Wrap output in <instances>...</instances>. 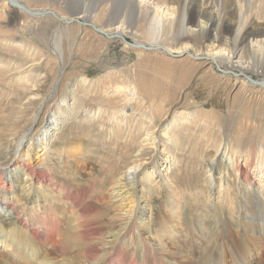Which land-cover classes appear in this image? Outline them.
<instances>
[{
	"label": "bare ground",
	"instance_id": "6f19581e",
	"mask_svg": "<svg viewBox=\"0 0 264 264\" xmlns=\"http://www.w3.org/2000/svg\"><path fill=\"white\" fill-rule=\"evenodd\" d=\"M187 170L221 242L181 218ZM263 238L264 0H0V264H248Z\"/></svg>",
	"mask_w": 264,
	"mask_h": 264
},
{
	"label": "rangeland",
	"instance_id": "374dc122",
	"mask_svg": "<svg viewBox=\"0 0 264 264\" xmlns=\"http://www.w3.org/2000/svg\"><path fill=\"white\" fill-rule=\"evenodd\" d=\"M129 40V39H128ZM158 43V42H157ZM160 44V43H159ZM165 45V44H164ZM167 56H169V57H172V58H176V59H179V58H177V57H180V56H177V55H175V56H172L171 54H169V55H167ZM86 70L89 72V73H96L97 72V69L93 66V65H89V66H87V68H86ZM249 74H252V77L254 78V79H256V78H258L259 76L257 75V74H253V73H249ZM203 77H201V76H198L197 77V79H196V81H195V83H194V85H193V88L191 89V90H194V89H199V88H201V86H204V85H207L208 83H207V78L206 79H202ZM199 80V81H198ZM198 81V82H197ZM202 96H204V97H208L209 95L207 94L206 96L205 95H202ZM201 97V96H200ZM14 146V145H13ZM11 152V151H10ZM3 156L1 157V159L3 160ZM185 175V176H184ZM184 179V180H183ZM199 181V180H198ZM198 181H197V179L195 178V175H194V172H193V170L192 171H190V170H187L186 172H184V174H183V176H182V178L180 179V184L181 185H179L178 184V188H182V191H181V193L183 194V195H187L185 198H186V200L188 201V205H185L184 206V208H186L185 209V211H183L182 212V217L181 218H185V220H186V223H187V225H191L192 226V224H193V221H198V220H200V222L201 223H204V228H208V229H210V231H213V234L216 236V237H218V239L220 240V242L222 241V227H223V225H225V219H224V217H220V219H217V217H215L214 216V214L213 213H211V212H208V214H207V217L205 216L204 218H203V215H202V213L204 212V213H206L205 211H203V210H201L200 209V205H199V202H201V203H203V200L204 199H202L201 198V196L203 195V193H201V191H200V188L198 187ZM187 182V183H186ZM189 182V183H188ZM66 184H68V183H66ZM187 184H189V185H187ZM198 187V188H197ZM195 198H198V200L197 201H194V199ZM174 199V198H173ZM191 199V200H190ZM161 202V200H158V201H154V202H151V203H154V209H156L154 212L155 213H157V211H159L160 210V212L162 211V210H164V213L162 212V214H163V216H165L166 215V211H165V209L163 208V206L160 204H158V203H160ZM194 202H197V204L196 203H194ZM215 202V201H214ZM158 205V206H157ZM192 205H194V207L192 206ZM67 207V206H66ZM202 212V213H201ZM165 214V215H164ZM225 216V215H224ZM188 223H190V224H188ZM222 226V227H221ZM233 231H235L236 232V229L235 228H233ZM218 234H220V236L218 235ZM39 235V237H41V236H43V235H40V234H38ZM185 237H188V235L186 236L185 235ZM262 238V237H261ZM186 239V238H185ZM201 242L200 243H205V237H203V238H198ZM202 239V240H201ZM264 239V238H263ZM37 240L39 241V238H37ZM191 241V240H190ZM40 242V241H39ZM181 242H183L182 241V239H181V241L179 240V238H177V239H175L174 240V244L175 243H178V244H175L174 246H172V248L174 249V251H176V249L174 248L175 246H179V245H181L182 243ZM187 242V241H186ZM254 242H256V241H254ZM180 243V244H179ZM257 243V242H256ZM260 244V243H259ZM258 243H257V245H259ZM48 250V249H47ZM260 253H258V255H256V256H253V259L248 263V264H258V262L259 261H262L263 259H264V255L263 256H261V255H259ZM262 254V253H261ZM228 258H231V257H227V259ZM263 258V259H262Z\"/></svg>",
	"mask_w": 264,
	"mask_h": 264
}]
</instances>
